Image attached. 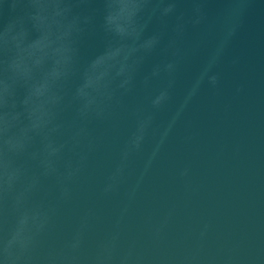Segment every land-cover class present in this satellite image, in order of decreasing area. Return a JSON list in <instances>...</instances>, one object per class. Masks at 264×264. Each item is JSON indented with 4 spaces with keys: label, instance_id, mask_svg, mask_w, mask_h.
<instances>
[{
    "label": "clouds",
    "instance_id": "obj_1",
    "mask_svg": "<svg viewBox=\"0 0 264 264\" xmlns=\"http://www.w3.org/2000/svg\"><path fill=\"white\" fill-rule=\"evenodd\" d=\"M212 2L100 0L98 9L96 0H0V264H145L137 241L125 244L130 205L190 103L205 87L221 93L220 66L243 25L246 0H228L215 15ZM185 3L187 11L181 9ZM154 22L160 27L149 34ZM190 29L216 31L215 45L179 106L157 123L174 102L182 65L199 50V42L186 47ZM97 35L101 49L84 58L85 41ZM154 54L162 59L145 72ZM138 88L154 90L147 107L130 109L134 127L101 189L110 197L123 188L127 203L91 247L99 220L92 208L67 239L56 242L60 206L72 200L74 185L100 147L95 126L114 122L118 109L129 110L126 101ZM243 91V85L235 89ZM149 145L142 170L129 183L135 158ZM189 172L186 167L180 176ZM172 215L153 226V240L163 239ZM208 230L205 224L197 249L182 264H195Z\"/></svg>",
    "mask_w": 264,
    "mask_h": 264
},
{
    "label": "water",
    "instance_id": "obj_2",
    "mask_svg": "<svg viewBox=\"0 0 264 264\" xmlns=\"http://www.w3.org/2000/svg\"><path fill=\"white\" fill-rule=\"evenodd\" d=\"M94 7H102L100 0ZM189 7L187 3L181 5L184 11ZM226 7L228 0L209 4L213 15ZM244 7L243 25L220 66L221 93L217 95L205 87L190 103L145 176L124 220L125 244L137 241L145 264H182L197 249L205 224L209 230L195 264H225L228 259L231 264H264V0H246ZM159 27L154 22L149 34ZM216 38V31L202 34L197 29L189 30L186 47L199 42V50L190 52L182 65L174 102L158 114L157 123L166 122L179 106ZM101 47L100 35L87 39L82 49L84 58ZM160 59L154 54L144 71ZM234 59L238 61L235 65ZM240 85L244 91L236 94ZM153 90L138 88L126 101L129 110L118 109L114 122L95 126L100 147L74 185L72 200L60 206L52 233L56 242L71 235L89 208L99 217L89 247L112 228L127 203L124 189L110 197H104L101 189L134 127L130 109L138 104L147 107V97ZM148 151L150 145L145 154L135 158L129 183H135ZM186 167L189 175L181 177ZM169 211L173 215L163 239L153 240V226Z\"/></svg>",
    "mask_w": 264,
    "mask_h": 264
}]
</instances>
